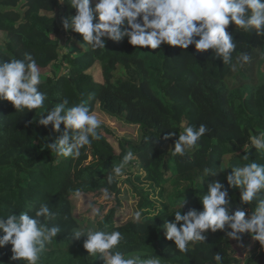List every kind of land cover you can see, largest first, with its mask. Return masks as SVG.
<instances>
[{"label": "trees", "instance_id": "1", "mask_svg": "<svg viewBox=\"0 0 264 264\" xmlns=\"http://www.w3.org/2000/svg\"><path fill=\"white\" fill-rule=\"evenodd\" d=\"M75 14L67 0H0L4 35L0 60L10 62L29 53L38 65L42 58L49 68L41 74L40 91L47 94L44 108L17 111L10 101L0 100V216L29 210L34 215L42 203L57 213L51 223L59 225L61 233L47 246L39 264H105L98 256L93 260L83 247L87 237L71 238L74 230L86 231L82 217L87 211L94 214V209L104 214L103 220L95 215L96 229L120 231L125 239L119 250L129 254L158 255L161 264H216L213 257L220 252L223 264H264V246L249 234L237 241L228 238L225 230H209L205 243L195 242L188 253H180L162 228L165 220L174 221L184 200L182 214L203 211L201 198L208 184L217 180H223L233 213L238 207L248 208V216L254 211L255 201L243 204L241 190L229 186L227 176L233 166L253 160L264 164V154L249 143L250 135L264 131V107H259L256 91L264 83V37L230 23L226 30L237 42L233 71L212 49L200 52L194 45L182 49L162 44L153 50L133 46L127 38L108 39L105 49L93 51L83 38L63 27V21ZM64 37L77 46L75 53L61 49ZM240 53L249 57L242 67L237 62ZM63 99L69 101L68 107L82 99L92 111L99 105L110 116L137 125L139 137L123 138L117 153L101 127L102 138L82 148L79 157L57 156L46 145L55 142L64 125L56 132L51 125H40L38 115ZM181 124L197 128L204 124L209 131L198 147L173 157L171 148L183 131ZM173 132L175 136L170 135ZM128 151L137 159L124 172L139 197L138 209L145 211L138 222L134 218L117 222L118 209L113 206L103 213L105 204L96 195L107 188L120 204L121 180L114 177L117 182L110 185L107 176ZM244 155L249 159L244 160ZM133 166L138 169L133 171ZM205 168L217 173L207 178ZM77 189L80 198L74 195ZM78 199L88 204L77 208L73 200ZM253 244L251 255L247 251L244 257V250ZM12 247H0V264H27L11 259Z\"/></svg>", "mask_w": 264, "mask_h": 264}, {"label": "clouds", "instance_id": "2", "mask_svg": "<svg viewBox=\"0 0 264 264\" xmlns=\"http://www.w3.org/2000/svg\"><path fill=\"white\" fill-rule=\"evenodd\" d=\"M67 3L76 10V14L67 17L63 27L81 34L93 51L105 49L108 39L120 42L127 38L133 46L153 50L162 44L182 49L194 45L200 52L212 49L216 57L222 58L224 64H230L236 71L237 64L231 61L237 42L226 30L230 23L245 32L255 30L258 36L264 37V0H96L94 7L92 0H67ZM64 48L61 46V49ZM248 59L246 53H240L237 62L242 67ZM40 86L41 70L31 54L25 53L22 58H13L10 62L0 60V100L10 101L17 111L42 109L47 94L40 91ZM68 104L69 101L63 99L51 110L44 109L38 115V122L46 127L51 125L56 132L61 131L63 124V133L46 147L57 156L76 158L81 155L82 148L91 146L93 139L102 138L98 131L102 120L90 110L86 100L82 99L71 107ZM181 127L183 131L175 140L174 148H171L173 157H183L186 150L198 147L200 138L209 131L204 124L198 128L183 124ZM170 135L175 136L176 133ZM169 138L164 137L165 140ZM249 143L258 153L264 154V131L250 135ZM135 159L134 153L128 151L121 162L113 166L107 176L108 184L117 182L114 177L121 181L126 179L124 169ZM243 159L248 160V155H244ZM231 170L227 182L229 186L241 190V202L251 205L255 201L251 216L243 210L232 212L228 191L222 182L209 183L206 194L201 198L203 211L191 209L182 214L184 200L179 205L181 210L174 214V221L165 220L162 225L166 239L174 241L180 253H188L195 242L205 243V234L209 230L213 233L225 230L228 238L237 241L241 240L242 234H249L264 246V164L253 160L233 166ZM216 173L210 168L204 169L207 178ZM74 195L80 198L82 193L77 189ZM103 195L106 199L110 198L107 188L103 189ZM30 211L0 216V247L11 244L12 260L39 264L42 254L61 233V228L51 223L57 213L47 203H42L34 215H30ZM144 211H136L134 220L140 221ZM94 214L103 220V214L98 210L94 209ZM81 237H87L83 247L93 260L98 256L105 264H161L158 255L129 254L119 250L125 238L118 230L89 227L86 231L74 230L71 236L76 240ZM213 259L216 264H223L220 252L215 253Z\"/></svg>", "mask_w": 264, "mask_h": 264}, {"label": "rangeland", "instance_id": "3", "mask_svg": "<svg viewBox=\"0 0 264 264\" xmlns=\"http://www.w3.org/2000/svg\"><path fill=\"white\" fill-rule=\"evenodd\" d=\"M95 2L96 0H92V6H95ZM67 33H71L70 30H66ZM72 36H75L77 38H82V35L76 32H72ZM3 38L4 35H2V33L0 34V43L3 42ZM70 41L67 40L66 37L63 38L62 42H61V46L65 47L64 49H62L63 51H70L72 53H75V50L77 48V46L73 45V44H69ZM39 68L41 70V74L45 73L47 71H49V68H45L44 66V62L43 59H40L39 62ZM101 79V77H99ZM258 90V103H259V107L262 109L264 107V83L258 85L256 87V91ZM257 95V94H256ZM95 114L98 116L99 119L102 120V125L101 127H103L102 132L103 135L110 141V143L113 145V147L115 148V151L117 153L121 152V147H120V141L124 138V139H137L139 137V128L137 125L135 124H130V123H126L125 121H123L122 119L116 118V117H112L110 116L108 113H106L105 111H103L99 105L96 107L95 109ZM198 163H200L201 165H203L205 162L201 159V158H197ZM138 168L136 166H133L132 170L136 171ZM225 169V168H224ZM126 173V172H125ZM227 175V173H225ZM225 174L223 175V177H221L222 179H224ZM135 180V179H134ZM136 181V180H135ZM223 181V180H221ZM220 181V182H221ZM121 189H122V193L119 197L120 199V204H116L115 199L111 198H105L103 193H100L98 195H96V198L100 201L103 202L105 204V208L103 210V213L106 212L111 208V207H116L118 209V221L117 222H121L123 220L129 219V218H134V213L136 211H139L138 209V200L139 197L136 195V192L134 191V188L130 185V183L127 180V176L126 179H123L120 183ZM74 204H76L75 206L77 208L82 207L85 204H88V202L86 200H73ZM78 204H80V206H78ZM78 212V209H76ZM237 210H243L245 211V213L247 215L250 214V210L248 208H241L238 207ZM87 215H89V217H82L84 215L83 212H81V217L84 218V221L82 223V227L87 230V228L89 227H95L97 228L98 226V220L99 218L95 217V214H93L92 212L89 213L87 211ZM104 215V214H103ZM252 246V245H251ZM255 246L253 244L252 248H247V250H244V252L242 253V255L245 257V255L247 254L248 251V256L251 255V249H254ZM260 249H256L255 252H259ZM241 255V257H242ZM243 257V258H244Z\"/></svg>", "mask_w": 264, "mask_h": 264}]
</instances>
